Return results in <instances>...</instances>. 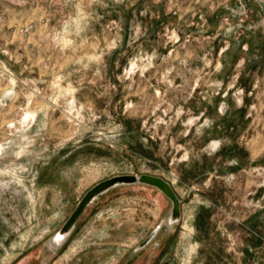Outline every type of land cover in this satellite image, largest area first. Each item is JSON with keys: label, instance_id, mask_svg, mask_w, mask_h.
I'll use <instances>...</instances> for the list:
<instances>
[{"label": "rangeland", "instance_id": "rangeland-1", "mask_svg": "<svg viewBox=\"0 0 264 264\" xmlns=\"http://www.w3.org/2000/svg\"><path fill=\"white\" fill-rule=\"evenodd\" d=\"M0 264H264L255 0H0Z\"/></svg>", "mask_w": 264, "mask_h": 264}, {"label": "water", "instance_id": "water-1", "mask_svg": "<svg viewBox=\"0 0 264 264\" xmlns=\"http://www.w3.org/2000/svg\"><path fill=\"white\" fill-rule=\"evenodd\" d=\"M255 1L259 4L261 12L264 16V2L262 0H255ZM136 183L148 185L159 190L168 200H170L172 204V209H171L172 219H177L179 217L180 202L172 186L167 181H165L160 177L147 175V174H143L140 176L119 175L105 179L97 183L83 195V197L77 203L75 209L72 211L70 216L64 222L61 230L57 235L58 238L67 234L74 227L75 223L77 222L78 218L80 217L84 209L97 197H99L100 195H102L103 193H105L106 191L117 185L136 184Z\"/></svg>", "mask_w": 264, "mask_h": 264}]
</instances>
